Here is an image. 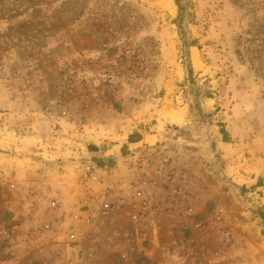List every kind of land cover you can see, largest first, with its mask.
I'll return each mask as SVG.
<instances>
[{
    "label": "rangeland",
    "instance_id": "1",
    "mask_svg": "<svg viewBox=\"0 0 264 264\" xmlns=\"http://www.w3.org/2000/svg\"><path fill=\"white\" fill-rule=\"evenodd\" d=\"M263 215L264 0H0V264H264Z\"/></svg>",
    "mask_w": 264,
    "mask_h": 264
},
{
    "label": "built area",
    "instance_id": "2",
    "mask_svg": "<svg viewBox=\"0 0 264 264\" xmlns=\"http://www.w3.org/2000/svg\"><path fill=\"white\" fill-rule=\"evenodd\" d=\"M148 163H144L140 166H143L141 169H132V173L135 174L133 183L138 186L145 187V190H138L136 192V196L139 197L138 208L142 217H146V219L150 222V224L154 225L156 218L152 219L155 215H157L160 209V203L156 197L157 191L148 192L146 189L153 185H157L160 189L165 191V208L171 209L173 208V203L179 206V203H186L188 200V196L185 191L181 188H178V184L176 183L177 172L174 170L175 166L169 161H163L159 165H153V160L150 159L147 161ZM153 167V168H151ZM152 170V171H150ZM140 171V173H139ZM140 175V176H139ZM182 213L188 215L191 213V209L188 207H182ZM155 214L153 217L152 215ZM152 219V220H151ZM156 225V224H155Z\"/></svg>",
    "mask_w": 264,
    "mask_h": 264
},
{
    "label": "crops",
    "instance_id": "3",
    "mask_svg": "<svg viewBox=\"0 0 264 264\" xmlns=\"http://www.w3.org/2000/svg\"><path fill=\"white\" fill-rule=\"evenodd\" d=\"M96 145L94 144V143H92L90 146H89V148H92L93 150H91L92 151V153H96V150H95V147ZM97 147V146H96ZM106 153H108V152H106ZM106 153L105 154H103L104 156L106 155ZM97 156V155H96Z\"/></svg>",
    "mask_w": 264,
    "mask_h": 264
},
{
    "label": "trees",
    "instance_id": "4",
    "mask_svg": "<svg viewBox=\"0 0 264 264\" xmlns=\"http://www.w3.org/2000/svg\"><path fill=\"white\" fill-rule=\"evenodd\" d=\"M93 150L92 148H89V150ZM97 164H100L99 162H97ZM101 166H102V164H100ZM241 190H243V188L241 189ZM263 218H264V215H263Z\"/></svg>",
    "mask_w": 264,
    "mask_h": 264
}]
</instances>
